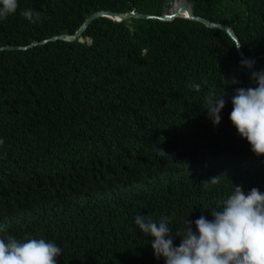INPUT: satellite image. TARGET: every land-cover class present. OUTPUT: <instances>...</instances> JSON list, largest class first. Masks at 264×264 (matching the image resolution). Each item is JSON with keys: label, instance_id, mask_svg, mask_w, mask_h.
<instances>
[{"label": "trees", "instance_id": "1", "mask_svg": "<svg viewBox=\"0 0 264 264\" xmlns=\"http://www.w3.org/2000/svg\"><path fill=\"white\" fill-rule=\"evenodd\" d=\"M171 1L18 0L0 19V47L72 35L98 10L160 15ZM188 1L195 15L230 26L245 57L225 31L184 17L98 16L71 40L0 48V226L8 235L55 243L57 264H165L137 215L172 216L175 236L186 218L211 220L233 186L264 192V155L228 118L235 90L255 87L251 73L264 70V0ZM26 9L40 21L25 19ZM210 89L225 93L217 125L204 108Z\"/></svg>", "mask_w": 264, "mask_h": 264}, {"label": "clouds", "instance_id": "2", "mask_svg": "<svg viewBox=\"0 0 264 264\" xmlns=\"http://www.w3.org/2000/svg\"><path fill=\"white\" fill-rule=\"evenodd\" d=\"M17 8L18 0H0V19L14 14ZM20 14L30 23L41 19V14L33 9ZM254 63L251 59L240 61L241 67L248 69ZM250 79L256 86L235 90L228 118L237 134L246 139L251 151L259 157L264 155V70L253 71ZM228 83L237 81L224 80V84ZM188 87L201 90L200 84L189 83ZM224 95L217 96L210 89L206 98L204 108L213 125L220 123ZM3 143L0 139V145ZM156 150L166 154L161 148ZM209 183H219V175L206 180V188ZM211 216V220L203 215L195 221L186 218L184 227L175 236L169 227L172 216H163L157 222L137 215L134 223L146 237L152 238L153 254L157 259L163 258L165 264H264V192L253 187L245 193L242 187L233 186L231 194L218 200L216 208L211 209ZM0 233L4 234L0 235V264H57L62 253L59 246L43 238L19 240L8 235L6 226H0ZM174 237L181 238L179 246L173 244Z\"/></svg>", "mask_w": 264, "mask_h": 264}, {"label": "water", "instance_id": "3", "mask_svg": "<svg viewBox=\"0 0 264 264\" xmlns=\"http://www.w3.org/2000/svg\"><path fill=\"white\" fill-rule=\"evenodd\" d=\"M173 2H177L178 3L177 6L175 8H173V7L170 8L167 12H163L160 15L142 14V13L135 12V11L119 13V12H114L112 10H98V11L91 13L84 20L82 25L72 35L62 34V35H58V36H53L47 40H54V39L71 40V39H74L75 37H77L78 35H80L82 33V31L85 29L86 25L91 20H93L94 18H96L98 16H106V17L113 19L114 21H121V20L128 19V18H144V19L157 18L160 20H171L174 17H184V18H188V19L197 20V22L204 24L206 27L213 28V29H221V30L225 31L234 40L239 55L242 57H245L241 48L237 47L240 45H239L238 39H237L233 29L230 26L225 25V24H221V23H216V22L210 21L206 18L195 15L192 12V6L188 0H174ZM47 40H43L41 42H45ZM41 42L35 41L32 44L25 45V46L7 44V45H4L0 48H27V47H30L34 44H38Z\"/></svg>", "mask_w": 264, "mask_h": 264}, {"label": "rangeland", "instance_id": "4", "mask_svg": "<svg viewBox=\"0 0 264 264\" xmlns=\"http://www.w3.org/2000/svg\"><path fill=\"white\" fill-rule=\"evenodd\" d=\"M173 1H174V0H173ZM173 1H171L169 9L175 6V3H174ZM169 9H168V10H169Z\"/></svg>", "mask_w": 264, "mask_h": 264}, {"label": "bare ground", "instance_id": "5", "mask_svg": "<svg viewBox=\"0 0 264 264\" xmlns=\"http://www.w3.org/2000/svg\"><path fill=\"white\" fill-rule=\"evenodd\" d=\"M175 3V2H174ZM177 5H175L173 8H175Z\"/></svg>", "mask_w": 264, "mask_h": 264}]
</instances>
